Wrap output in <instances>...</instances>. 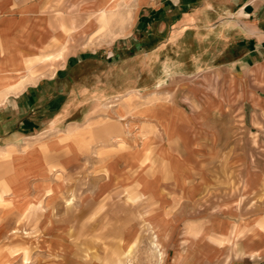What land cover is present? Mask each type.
Masks as SVG:
<instances>
[{"label":"crops","instance_id":"0c3cea01","mask_svg":"<svg viewBox=\"0 0 264 264\" xmlns=\"http://www.w3.org/2000/svg\"><path fill=\"white\" fill-rule=\"evenodd\" d=\"M189 1L185 6L188 8H183V12L169 24L172 30L170 35L165 38L161 34V39H157L163 42L161 45L154 47L152 43L158 36L153 38L147 35L145 45H135V54L145 47L142 50L144 54L141 55L149 60V54L155 51H160V57L169 58L177 51L183 63L190 56H195L194 69H201L203 65L208 66L210 63L205 70H226V83L230 89L231 86L236 88L235 92L223 97L219 91L221 80L218 76L217 85L212 83L215 86L213 93H206L203 86L205 78L202 77L194 85L197 92L194 93L189 88L184 101H181L182 104L193 103V109L196 106L194 115H188L185 108L174 100L169 104L158 103L149 107L139 104L131 112L135 119L132 122L139 125L133 131L126 128L121 130L122 116L127 115L125 106L110 105L114 107L111 111L112 119L107 118L111 123H107L99 134L89 136L87 142L109 139L108 145L114 146L102 148L103 145H100L95 148L93 145L84 150L87 145L81 135L68 137L65 134H50L71 131L100 120L102 116L95 112L104 107L109 91L123 90L120 86L123 84L118 85L117 77L122 75L124 59L137 57L135 54L123 57L124 52L121 50L104 59L85 58L84 63H71L68 60L67 68L65 66L52 77L30 86L32 89L26 93V98L19 102L21 111L17 108L18 100L11 109L6 106L0 108V148L22 145L29 138H42L45 140V147L51 150L63 149L71 156V161L59 164L61 168L65 169L75 163L80 169H95L93 176L86 181L87 184L80 188L82 192L75 202V206H79L77 212L81 214V218L90 214L98 216L100 205L106 204L107 219L115 221L114 228L117 227L116 220L131 219L133 209L131 210L130 203L133 199L128 196L127 189L135 183L141 189V195L135 201L150 202L154 207L145 218L152 219L153 229L158 234L165 226L176 225L181 229L191 224H200V220L193 219L194 216L212 213L213 217L203 218L202 221L206 224H202L201 228L207 230L209 235L220 232L221 237H204L199 244L180 239L176 247L177 253L181 254L176 255L173 262L167 261L165 264H264V221L260 217L261 210L264 211L262 186L250 189V197L245 199L232 200L225 197L219 206L214 201L218 206L215 213L208 202L196 201L204 198L206 190L219 182L217 168L225 163V152L222 150L224 146L234 149V146L243 143L245 148L252 147L250 138H239L236 126H246V130L253 131L254 122L259 121L261 114L260 132H264V0ZM117 2L118 0L102 1L97 9L98 22L104 21L102 13L113 11ZM45 3L47 0H0V90L4 89L5 94L18 93L26 83L33 84L40 76L37 73L43 66L60 67L64 61L67 45H60L57 39L46 48L47 54L28 56L35 55L41 47L40 25L39 22L34 24L33 17L43 9ZM165 27L162 29H166ZM186 39L189 40L187 46L184 43ZM220 54L224 56L220 58ZM139 69L136 66L137 75L140 73ZM26 72L28 76L21 77ZM113 79H116V83L112 85ZM109 83L113 88L109 87ZM255 83L260 84L261 89L255 88ZM224 101H230L231 104ZM227 107H230L233 116L223 114ZM232 110L236 111L235 114ZM190 117L195 118L196 121L192 122L194 124L191 120H184ZM227 117H233L237 124L228 127ZM238 119H242L243 123H239ZM229 132L236 134L231 135L230 140L234 138L231 142L227 140ZM33 133L38 134V137L29 136ZM134 139L136 141L133 143ZM105 152L109 153L104 154ZM193 152L196 153L195 160ZM148 153L153 156L148 157ZM16 155L17 153L9 151L3 157L5 160H1L12 165L9 168L13 177L5 182L1 181L5 191L10 192L9 201L12 203L27 200L25 195L19 196V190L24 188L29 177L38 176L37 172L42 166V160L31 156V152H24L26 157ZM19 157H22L21 164H12ZM238 157L237 162H240V154ZM146 159L151 165L147 162L144 167H140V174L135 182L129 178L130 168ZM244 159L249 160L248 157ZM237 162L233 160V163ZM6 173L3 175L6 176ZM141 173L145 177H141ZM262 183L261 181L259 184ZM194 184L200 185V190L196 191ZM119 203L124 204L122 212L115 210ZM141 207L142 204L139 205V213L143 214ZM245 211L252 212L251 217L249 216L252 218V225L249 227ZM168 219L171 220L170 224H166L169 223ZM124 223L127 240L124 238L122 249L125 248L127 253L130 251L124 264H138L137 253L145 247L142 239L135 244L138 239L134 235V228L137 231L141 222ZM92 232L96 233L95 230ZM65 233L58 228H52L48 233V239L56 245L57 241L64 243L58 250L63 260L55 264L108 263L104 260L103 245L95 244L92 250H89L85 242L70 246V243L65 244L63 238L74 237L66 236ZM87 236L83 231L76 237ZM160 240L163 242L162 237ZM157 246L159 247L158 243L155 244ZM158 251L162 258L163 253ZM56 252L57 248L53 249V254ZM87 253L94 254L90 262L86 261Z\"/></svg>","mask_w":264,"mask_h":264},{"label":"rangeland","instance_id":"374dc122","mask_svg":"<svg viewBox=\"0 0 264 264\" xmlns=\"http://www.w3.org/2000/svg\"><path fill=\"white\" fill-rule=\"evenodd\" d=\"M102 1L104 0H47L43 9L39 10L33 17L35 18L34 24L39 22L38 24L40 25L41 47L35 52V55L30 54L28 56L47 54L48 50L46 48L53 44V40L57 39L60 45H67V50L63 56L64 61L60 67L43 66L37 73L40 76L36 81L33 84L26 83L18 93L10 92L5 94L4 89L0 90V108L6 106V108L11 109L17 100V108H19V102L25 99L26 93L32 89L30 86L36 85V83L48 77H52L55 72L60 71L65 66L67 68L69 65L68 60L71 63H84L85 58L95 57L104 59L121 50V52H124L123 57H130L131 54L133 55L136 52L135 45H145L147 35L149 37L153 36V38L158 36L155 38L156 41L152 43L154 47L161 45L163 42L157 39H161V34L165 38H167V35H170L172 30L169 24L183 12V8L190 2L189 0H118L116 8L113 11L102 13L104 21L100 23L98 22L97 9L100 8L98 6H101ZM164 25L168 26L165 27ZM163 27L166 29H162ZM188 39L184 42L186 46L189 44ZM145 49L143 47L142 50ZM142 50H139L135 54L137 58L124 59L121 67L122 75L119 74V77H117V83L118 85L123 84L120 85L123 90L114 92L111 89L109 91L108 97L103 104L104 107L95 112H98L102 116L100 120L81 128L72 129L71 131H56L50 134V136L65 134L68 137H76L81 135L86 140L85 144L87 148L84 150L93 147V145L95 148L100 147V145H103L102 148L114 146L108 145L109 139H96L97 141L94 143L91 141L87 142L89 136H92L93 133L99 134L107 126V123H111L107 118L112 119L111 116L113 114L111 111L114 107H110V105L125 106L127 115L122 116L123 126L121 130L126 128L128 131H133L139 125L132 122L135 119H133V113L131 112L139 104L148 105L149 107V105L153 106L158 103L169 104L174 100L185 108L188 115H194L196 113V106L193 109V103L182 104L183 102L181 101H184L186 91L189 88L194 93L197 92V87L194 85L202 77L205 78L203 86L206 93H213L215 86L212 83L217 85L218 76L221 80L219 91L223 97H228V94L236 90L233 86L230 89V86L226 83L228 79L226 70H205L206 67L210 66V63L208 66L203 65L201 69H194L195 56H190L187 61L188 63H183L177 51L173 53L174 55L171 58L168 56L160 57V51H155L149 54V60H147L144 55H141L144 54ZM223 56L224 54H220V58ZM166 60L167 62H165ZM136 66L140 68L138 75L135 72ZM23 75L28 76L27 72L21 74V77ZM113 80L112 85L116 83V79ZM138 83L141 84L138 85ZM254 85L255 88L261 89L260 84L255 83ZM137 86H139L140 90ZM109 87L113 88L111 84ZM199 91L202 92V90ZM224 102L229 105L231 104L230 101ZM229 108L227 107L226 111H223V114L231 116V109ZM19 111H21V108H19ZM232 111L235 114L236 111ZM260 115L258 117L259 121L256 120L254 122L253 131L246 130V126H236L239 129L237 134L239 138L241 140L250 138L252 147L245 148L243 143L240 146H234V149L224 146L222 150L225 152V163L217 168L219 173L217 174L220 177L219 182H215L213 188L211 187L206 190L204 198L196 200L202 203L208 202L213 206V213H215V210H218L219 204L225 197L232 200L245 199L250 197V189L260 186L264 188V132H260L262 126L260 125L262 123ZM194 117L184 120H191L190 122L192 123L196 121ZM227 119H229L228 127H231L232 124H237V122L233 121V117H227ZM237 121L243 123L242 119H238ZM243 129L245 130L241 131ZM231 135L236 136V134H231V132L227 133V140L229 142L234 139L230 140ZM29 136L38 137V134L33 133ZM24 141L25 143L22 145L0 148V197L2 198L0 199V264H55L58 261H62L63 256L59 254L58 250L64 246V243L57 241L56 245L52 240L48 239V233L52 228L63 230L66 232V236H73L74 238H63L65 244L70 243V246L79 242H85L89 250H92L95 244L103 245V256L104 260L108 262L107 264H124L128 259L130 251L127 253L125 248L122 249V244L125 242L124 238L126 239L124 234L126 231L124 229L125 221L127 223L133 221L138 224L141 222V226L137 231L134 228V235L138 239L135 244L142 239L145 247L140 253L137 251L136 262L138 264H165L167 261L173 262L175 256L181 254L177 253L178 248L176 247L180 239L184 242L199 244L204 237L205 239L221 237L220 232L216 235H209L207 234V230L201 228L202 224H206L202 221L205 216L213 217V214L210 212L205 215L197 214L193 217L195 220H200V224H191L184 228L181 227V229L176 225L171 227L165 226L162 228L163 231L158 234L153 229L152 219L149 217L145 218V215L151 213L154 209L153 205L150 202H146L147 205L144 202L139 201L138 203V201H135L141 195V189L136 185L137 183L131 184L129 189H127L128 196L134 201L130 203L131 210L133 209L131 219L116 220L117 227L114 228L115 221L107 219L108 205L106 204L100 205V214L98 216L90 214L81 218V214L77 212L79 206H75V202L82 192L80 188L87 184L86 181L93 176L95 169H90L89 171L80 169L75 163H72V165L68 164L70 166L63 169L60 165L66 161H71V156L65 150H51L45 147V140L42 138L36 140L29 138ZM135 141V139L132 140L133 143ZM80 144H83V142ZM122 147L124 148V146ZM9 151L17 153V155L19 154L22 157H26L24 152H31V156L39 157L42 160V166L39 168V172H37L38 176L29 177L23 186L24 188L19 190L21 191V196H19L23 197L25 195L27 200H20L16 203L9 201L10 192L5 191L4 184L1 183V181L4 180L5 182V180H10L13 177L9 168V166H12L11 163L1 161L5 160L3 157ZM108 153L105 152L104 154ZM148 154V157L153 156L151 153ZM214 154L216 155V152ZM239 154L241 161L237 162ZM22 157L12 161V164L15 163L19 166ZM192 157L193 159L196 158L195 152H193ZM244 157H248L249 160L246 161ZM233 160L237 163H233ZM147 162L150 161L146 159L135 165L134 168H130L129 178L136 182L140 174V167H144ZM149 165H151V162ZM214 168L216 169V167ZM4 173H6V176L3 175ZM140 176L145 177L143 173ZM146 177L148 179L147 175ZM261 181L263 182L262 185L259 184ZM194 186L196 191L200 190V185L194 184ZM150 188L155 189L152 186ZM214 201L217 202V207ZM141 204L143 214L139 213V205ZM123 209V203L116 204L115 210L117 212H122ZM251 215V211L244 212V216L249 222L246 223L248 224L247 227L252 225V218H249ZM260 217L264 221L263 210H261ZM170 222L171 220L166 224H170ZM93 230L96 231L95 234H93ZM83 231L88 236L77 238L76 236L82 234ZM160 237L163 238V242H161ZM157 243L159 247H155ZM56 248L57 252L53 254V249ZM217 248H220V246ZM158 250H161L163 253L162 258ZM85 256L87 262H90L94 258L93 253H87Z\"/></svg>","mask_w":264,"mask_h":264},{"label":"bare ground","instance_id":"6f19581e","mask_svg":"<svg viewBox=\"0 0 264 264\" xmlns=\"http://www.w3.org/2000/svg\"><path fill=\"white\" fill-rule=\"evenodd\" d=\"M113 4H114V3H113ZM114 8H115V6H114ZM106 9H107V8H106ZM11 78H13V77H11ZM15 79H16V78H15ZM14 83H15V82H14ZM14 83H13V84H14ZM0 85H1V84H0ZM15 184H16V183H15ZM17 194H18V193H17ZM20 196H21V195H20Z\"/></svg>","mask_w":264,"mask_h":264}]
</instances>
